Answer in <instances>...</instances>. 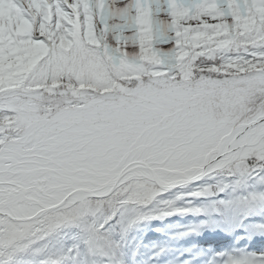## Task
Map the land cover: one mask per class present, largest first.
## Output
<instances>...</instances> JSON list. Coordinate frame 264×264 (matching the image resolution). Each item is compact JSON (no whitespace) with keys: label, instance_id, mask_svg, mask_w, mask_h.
<instances>
[{"label":"snow or ice","instance_id":"snow-or-ice-1","mask_svg":"<svg viewBox=\"0 0 264 264\" xmlns=\"http://www.w3.org/2000/svg\"><path fill=\"white\" fill-rule=\"evenodd\" d=\"M257 170L264 0H0V264H85L72 227L107 257L169 190Z\"/></svg>","mask_w":264,"mask_h":264},{"label":"trees","instance_id":"trees-1","mask_svg":"<svg viewBox=\"0 0 264 264\" xmlns=\"http://www.w3.org/2000/svg\"><path fill=\"white\" fill-rule=\"evenodd\" d=\"M262 177H264V170H257L247 175L238 184L236 176H230L223 172L209 174L198 182L168 191L160 196L150 209H140L146 213V218L135 222L125 231L121 232L119 224L109 225L108 235L116 247L107 257L89 254L84 244L73 251H79L80 259L85 264H100V259L104 261V264H145L146 258L151 255L148 253L150 244L142 241V236L149 229H156L158 236L161 235L158 240L165 239L167 241L165 246L173 249L177 246H184L177 244L179 239L186 241L187 247L194 246L195 230L200 231L203 226L210 227L212 220L235 230L246 226L261 230L264 228V200L252 202L248 207L241 206L239 201L252 194H264ZM205 189L208 190L205 191ZM221 189L223 190L221 191ZM195 192H200L201 195H192ZM165 200H171L173 207L177 209L198 208L201 211H180L170 215H161L159 210L163 204L160 201ZM131 207L127 206L121 210L125 221L135 215L130 210ZM165 210L170 211V209ZM174 227L179 228L178 238L170 236L175 233V231H171ZM70 229L78 230L75 227ZM190 230L194 231L190 232ZM32 257H28V262L38 264L41 257L37 256L33 261H30Z\"/></svg>","mask_w":264,"mask_h":264},{"label":"rangeland","instance_id":"rangeland-1","mask_svg":"<svg viewBox=\"0 0 264 264\" xmlns=\"http://www.w3.org/2000/svg\"><path fill=\"white\" fill-rule=\"evenodd\" d=\"M211 231H209V232H207L206 230H204V231H202V233H201V238H204V236H207V237H210V236H214V237H210V238H218V236H219V234L221 233V232H223L224 231V228L221 226V225H219V226H213L211 229H210ZM253 230V229H252ZM253 231H255V230H253ZM249 231H248V229H246V232L245 233H248ZM250 232H252V231H250ZM65 233V232H64ZM250 234H254V233H250ZM263 234H264V232H263ZM247 236V238H245V241H247L248 239H249V234L248 235H246ZM238 240H236L235 242H234V244L233 245H238L237 242ZM242 249H245V246H243V247H240V248H238L237 250H242ZM263 249V248H262ZM211 256L209 257V258H207L208 259V264H221V261L223 260V257L225 256V251H222V252H219V253H217L216 251L214 252H210L209 253ZM242 257H246V258H248L250 261H252V260H254V257H253V255L252 256H242ZM196 259H198V258H196ZM193 260H195V259H192L191 261L193 262ZM199 261V263L198 264H202L200 261V259H198ZM192 262L191 263H189V264H192Z\"/></svg>","mask_w":264,"mask_h":264},{"label":"bare ground","instance_id":"bare-ground-1","mask_svg":"<svg viewBox=\"0 0 264 264\" xmlns=\"http://www.w3.org/2000/svg\"><path fill=\"white\" fill-rule=\"evenodd\" d=\"M264 254V253H263ZM237 258V256H231V254H227V256L225 257V259L223 260L222 264H226V261L230 258ZM251 264H264V255L259 257L258 260L251 262Z\"/></svg>","mask_w":264,"mask_h":264},{"label":"water","instance_id":"water-1","mask_svg":"<svg viewBox=\"0 0 264 264\" xmlns=\"http://www.w3.org/2000/svg\"><path fill=\"white\" fill-rule=\"evenodd\" d=\"M202 178V177H201Z\"/></svg>","mask_w":264,"mask_h":264}]
</instances>
